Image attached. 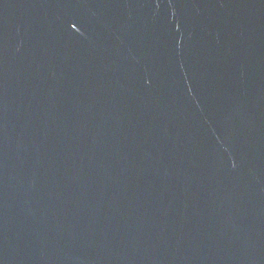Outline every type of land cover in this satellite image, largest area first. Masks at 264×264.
Here are the masks:
<instances>
[{
	"label": "water",
	"instance_id": "water-1",
	"mask_svg": "<svg viewBox=\"0 0 264 264\" xmlns=\"http://www.w3.org/2000/svg\"><path fill=\"white\" fill-rule=\"evenodd\" d=\"M0 264H264V0H0Z\"/></svg>",
	"mask_w": 264,
	"mask_h": 264
}]
</instances>
